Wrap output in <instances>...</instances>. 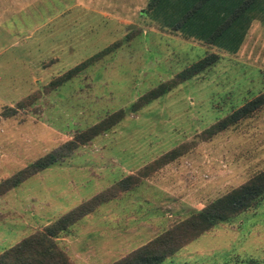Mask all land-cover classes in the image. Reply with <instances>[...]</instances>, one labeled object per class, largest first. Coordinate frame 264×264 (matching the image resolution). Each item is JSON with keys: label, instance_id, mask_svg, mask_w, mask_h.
Segmentation results:
<instances>
[{"label": "rangeland", "instance_id": "374dc122", "mask_svg": "<svg viewBox=\"0 0 264 264\" xmlns=\"http://www.w3.org/2000/svg\"><path fill=\"white\" fill-rule=\"evenodd\" d=\"M146 2L0 0V181L110 112L127 110L63 160L0 194V252L174 147V159L56 236L72 264H110L264 168V106L201 136L264 91V21L254 19L229 53L159 28L144 13ZM210 52L218 55L213 64L128 110ZM263 263L264 195L160 264Z\"/></svg>", "mask_w": 264, "mask_h": 264}, {"label": "trees", "instance_id": "16d2710c", "mask_svg": "<svg viewBox=\"0 0 264 264\" xmlns=\"http://www.w3.org/2000/svg\"><path fill=\"white\" fill-rule=\"evenodd\" d=\"M144 13L161 29L234 53L242 43L252 21L256 18L264 21V0H147ZM109 49L110 47H105L89 60L100 57ZM217 59L218 55L214 52L204 55L177 72L172 78L161 81L155 87L141 94L130 103L128 110L136 111L180 81L210 66ZM85 63L88 61L81 62L54 78L49 83L47 90L75 75ZM30 98L31 96L27 100ZM263 106L264 91H261L203 129L202 138H208L210 135L252 116ZM126 111V109L120 108L110 112L84 130L79 131L72 138L59 143L56 147L5 177L0 181V194L36 172L63 160L79 144L118 122ZM1 115L8 114L3 111ZM179 153V146L163 152L139 167L135 173L126 174L112 185L59 215L44 225L42 229L25 235L0 252V264H72L68 253L57 244L56 236L64 233L70 225L91 212L100 203L133 187L142 177L151 174L163 164L174 159ZM263 195L264 168L210 200L202 208L192 211L146 242L113 260L110 264H160L165 258L216 224L230 220L257 203Z\"/></svg>", "mask_w": 264, "mask_h": 264}, {"label": "crops", "instance_id": "0c3cea01", "mask_svg": "<svg viewBox=\"0 0 264 264\" xmlns=\"http://www.w3.org/2000/svg\"><path fill=\"white\" fill-rule=\"evenodd\" d=\"M32 1H33V0H31V3H32ZM62 10H63V8H61V12H62ZM29 31H31V32H32V28H31Z\"/></svg>", "mask_w": 264, "mask_h": 264}, {"label": "water", "instance_id": "95a60500", "mask_svg": "<svg viewBox=\"0 0 264 264\" xmlns=\"http://www.w3.org/2000/svg\"><path fill=\"white\" fill-rule=\"evenodd\" d=\"M135 24H129V27L134 26Z\"/></svg>", "mask_w": 264, "mask_h": 264}]
</instances>
